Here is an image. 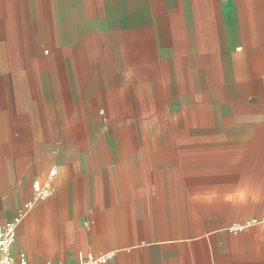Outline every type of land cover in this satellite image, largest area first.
<instances>
[{
  "label": "crops",
  "instance_id": "0c3cea01",
  "mask_svg": "<svg viewBox=\"0 0 264 264\" xmlns=\"http://www.w3.org/2000/svg\"><path fill=\"white\" fill-rule=\"evenodd\" d=\"M17 219L31 262L264 264V0H0Z\"/></svg>",
  "mask_w": 264,
  "mask_h": 264
},
{
  "label": "built area",
  "instance_id": "2783aa9c",
  "mask_svg": "<svg viewBox=\"0 0 264 264\" xmlns=\"http://www.w3.org/2000/svg\"><path fill=\"white\" fill-rule=\"evenodd\" d=\"M56 170H52L50 176H54ZM53 191L49 185L40 182L34 183V200L28 202L25 207L30 208L34 202L45 200L52 195ZM20 219L2 224L0 221V264H66L60 261L47 260L43 263L31 262L26 254L18 257L13 256L12 248L16 241L17 227ZM112 257L111 254L94 255L92 253H79L78 260L69 264H107Z\"/></svg>",
  "mask_w": 264,
  "mask_h": 264
}]
</instances>
